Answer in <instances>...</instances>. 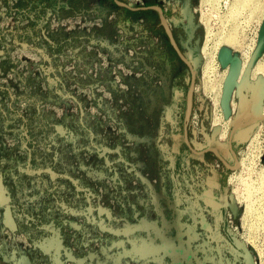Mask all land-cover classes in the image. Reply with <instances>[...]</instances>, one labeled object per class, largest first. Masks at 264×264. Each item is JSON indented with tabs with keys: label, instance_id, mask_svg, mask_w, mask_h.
I'll return each mask as SVG.
<instances>
[{
	"label": "rangeland",
	"instance_id": "374dc122",
	"mask_svg": "<svg viewBox=\"0 0 264 264\" xmlns=\"http://www.w3.org/2000/svg\"><path fill=\"white\" fill-rule=\"evenodd\" d=\"M6 1L0 174L18 231L3 225L0 206V264L20 255L32 264H264V121L232 140L239 165L226 177L228 201L243 217L220 263L194 223L215 156L193 157L184 143L191 73L158 13L121 11L113 0ZM171 1L195 70L189 139L232 163L230 131L250 115L236 114L233 96L221 106L229 68L219 55L241 61L251 48L250 59L264 0Z\"/></svg>",
	"mask_w": 264,
	"mask_h": 264
},
{
	"label": "flooded vegetation",
	"instance_id": "af4514ba",
	"mask_svg": "<svg viewBox=\"0 0 264 264\" xmlns=\"http://www.w3.org/2000/svg\"><path fill=\"white\" fill-rule=\"evenodd\" d=\"M129 2H133L135 5L132 6L129 3L125 2L128 7H124L126 11L130 12H135V11H147V10H154L158 13L159 12L152 8V6H158L162 9L163 14L166 18V22L168 26L170 27L173 37L176 40V43L178 44L181 52L183 55L187 58V60L190 62L191 66L193 67L192 62L188 59V57L185 55V52L182 50V47L180 45V42L178 40V37L176 33L174 32L172 25L175 27H183L185 22L179 15V6L177 3L168 0V1H163V0H129ZM165 2V3H164ZM159 25L164 29L163 24L161 23L160 16H159ZM166 33V31H165ZM167 35V33H166ZM167 38L169 40V37L167 35ZM170 43V40H169ZM171 50H173L175 53V49L170 43ZM177 55V59L183 62L180 57ZM243 61V59H242ZM184 63V62H183ZM185 64V63H184ZM186 65V64H185ZM187 66V65H186ZM188 67V66H187ZM189 68V67H188ZM194 68V67H193ZM190 70V68H189ZM191 73V70H190ZM254 76H260L264 77V74H253V69L250 74V79L254 78ZM191 80H192V74H191ZM191 84V82H190ZM190 87V86H189ZM189 90V88H188ZM195 81H194V92H193V97L195 93ZM188 93V92H187ZM193 97H192V106L189 114V118L186 121L185 120V113H186V107L184 111V121H183V131L186 128V133H187V141L185 140V135L183 132V140L185 145L188 147V149L191 151V154L193 157H200V156H205L206 153H212L215 156L214 162L211 163L210 165V174L206 177L202 187L203 189V194L202 196H198L196 202V207H198L201 211L198 213V216L200 217L199 220L196 223V225H200L199 229H196L195 235L197 236H205L206 241H205V247L206 250L210 251L212 253V260L217 258V261H221L220 263L223 262V260H220V258H224L222 255L225 254V252L229 251V235L233 234V231L237 230L238 226L241 225L238 223L237 219H242L243 214L239 215L238 209L236 208L235 205L231 206L228 198L230 196L228 195L229 191V185L228 182L226 181V177L228 174V171L232 170L231 168L227 167L217 156L216 154L211 151L207 150L208 148H215L214 146H208L205 147L204 149H197L194 147V145L191 143L188 135V128H189V122L190 119L193 115ZM186 105H187V96H186ZM220 121V118H215L214 122L218 123ZM207 150V151H205ZM217 150V149H216ZM218 151V150H217ZM230 153L233 155L234 159L233 162L230 163L228 160L222 156L228 164L234 165L235 157H236V152L232 153V151L229 149ZM201 152V153H197ZM222 155V154H220ZM237 158V157H236ZM238 160V159H237ZM239 162V161H238ZM221 163L222 166L219 164ZM200 200H202V204H200ZM205 211V212H203ZM242 227V225H241ZM18 231V230H17ZM199 247V246H198ZM198 247L194 249H198ZM225 250V251H224ZM220 251H224V254ZM214 253V254H213ZM219 258V260H218ZM23 255L19 256V261L20 264H23ZM228 260V259H227ZM242 261L239 259H236L235 261H231L230 264H240ZM226 264H229V261L223 262Z\"/></svg>",
	"mask_w": 264,
	"mask_h": 264
},
{
	"label": "water",
	"instance_id": "95a60500",
	"mask_svg": "<svg viewBox=\"0 0 264 264\" xmlns=\"http://www.w3.org/2000/svg\"><path fill=\"white\" fill-rule=\"evenodd\" d=\"M114 4L121 7H128L125 2L120 0H113ZM152 8L156 9L159 12L161 23L163 24L165 31L169 37L170 43L175 49L176 53L180 57V59L190 68L192 74L191 84L187 93V105H186V113L185 120L187 121L189 118L191 106H192V97L194 92V81H195V70L191 66L190 62L181 52L176 40L173 37L172 31L166 22V18L163 14V11L158 6H152ZM264 53V21L262 22L259 36L257 40L256 47L251 54L249 62L243 71L241 72V62L240 58H235L232 56L230 51L222 52L219 55L220 63L224 66L229 67L228 75L224 81L223 92L221 97V106L223 108L228 107V102L231 96L237 98V111L236 114H244L248 112L250 117L246 120L237 123L234 127H232L228 139V147L232 151V140L234 134L237 130H240L248 125L255 124L257 122L264 121L263 114V104H264V79L256 80L254 83H251L249 79L250 69L255 62V60ZM185 140L187 141V133L186 128L184 130ZM207 150L213 151L216 156L229 168L232 170L236 169L239 165L237 158L235 157L234 165H230L227 161L220 155V153L215 148H208ZM205 150V151H207ZM201 153V152H197ZM234 153V151H232ZM235 155V153H234ZM0 206L2 207V223L3 225L12 232H16L18 230V224L16 218L13 214V210L11 205L9 204V198L7 195L6 186L4 184L3 176L0 174ZM25 258V257H24ZM23 264H32L28 259H23Z\"/></svg>",
	"mask_w": 264,
	"mask_h": 264
},
{
	"label": "bare ground",
	"instance_id": "6f19581e",
	"mask_svg": "<svg viewBox=\"0 0 264 264\" xmlns=\"http://www.w3.org/2000/svg\"><path fill=\"white\" fill-rule=\"evenodd\" d=\"M249 1H251V0H249ZM238 4V6H240L242 3L241 2H238L237 3ZM234 9V8H233ZM240 12V11H239ZM234 14V13H233ZM261 28V27H260ZM258 30L260 31V29H257V32H258ZM259 36V35H258ZM227 40L230 42V43H233V44H235V40H234V36L233 35H229V37L227 38ZM250 50H251V48L250 49H248V50H246L245 51V53H244V57H243V61L241 60L240 62H241V72L243 71V69H244V67H245V65L246 64H248L247 62H249L248 61V59H249V54H250ZM212 54V53H211ZM260 57V56H259ZM257 58L256 60H255V62L253 63V65H252V67H251V69H250V73H249V79H250V74H251V72H252V69H253V74H258V73H260V74H264V62L261 60L262 58ZM212 58V57H211ZM208 59H209V57H208ZM213 59V58H212ZM210 61V60H209ZM212 61V60H211ZM247 66V65H246ZM226 67H228V66H226ZM206 68H208L207 66L205 67V69ZM229 68V67H228ZM246 68V67H245ZM207 70V69H206ZM245 70V69H244ZM207 74H208V71H207ZM222 92H223V90H222ZM232 97V96H231ZM264 105V104H263ZM264 114V113H263ZM245 177V176H244ZM242 178V177H241ZM241 182V181H240ZM245 182V181H244ZM249 185V184H248ZM250 187V186H249ZM238 188V187H237ZM253 189V188H252ZM249 190V189H248ZM247 193H248V191H247ZM248 194H250V193H248ZM248 211V210H247Z\"/></svg>",
	"mask_w": 264,
	"mask_h": 264
},
{
	"label": "crops",
	"instance_id": "0c3cea01",
	"mask_svg": "<svg viewBox=\"0 0 264 264\" xmlns=\"http://www.w3.org/2000/svg\"><path fill=\"white\" fill-rule=\"evenodd\" d=\"M19 1H20V0H19ZM61 1H62V0H61ZM17 3H18V1H17ZM0 4H1V3H0ZM5 5H7V1H6V3H4V5H0V7H2L1 10L4 9ZM6 7H7V6H6ZM183 21H184V19H183ZM4 54H5V50L3 49V47H2V48L0 47V58L3 57ZM23 121L26 122L27 120L23 117ZM25 130H26L25 132H28V129H27V128H25ZM0 152H2V149L0 150ZM1 154H2V153H1Z\"/></svg>",
	"mask_w": 264,
	"mask_h": 264
},
{
	"label": "trees",
	"instance_id": "16d2710c",
	"mask_svg": "<svg viewBox=\"0 0 264 264\" xmlns=\"http://www.w3.org/2000/svg\"><path fill=\"white\" fill-rule=\"evenodd\" d=\"M114 8L115 9H118V10H126L124 7H121V6H118V5H116V4H114ZM70 13H72V11H70Z\"/></svg>",
	"mask_w": 264,
	"mask_h": 264
},
{
	"label": "built area",
	"instance_id": "2783aa9c",
	"mask_svg": "<svg viewBox=\"0 0 264 264\" xmlns=\"http://www.w3.org/2000/svg\"><path fill=\"white\" fill-rule=\"evenodd\" d=\"M259 260V264H260V258L258 259ZM262 262V261H261ZM256 263V262H255Z\"/></svg>",
	"mask_w": 264,
	"mask_h": 264
}]
</instances>
